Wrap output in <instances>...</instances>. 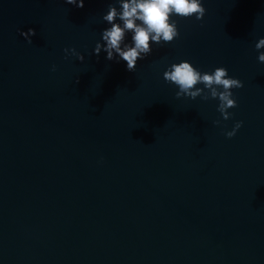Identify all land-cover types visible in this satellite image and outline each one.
Wrapping results in <instances>:
<instances>
[{"label":"water","instance_id":"obj_1","mask_svg":"<svg viewBox=\"0 0 264 264\" xmlns=\"http://www.w3.org/2000/svg\"><path fill=\"white\" fill-rule=\"evenodd\" d=\"M201 2L130 72L93 54L117 0H0V264H264V0ZM181 61L243 83L230 119Z\"/></svg>","mask_w":264,"mask_h":264},{"label":"clouds","instance_id":"obj_2","mask_svg":"<svg viewBox=\"0 0 264 264\" xmlns=\"http://www.w3.org/2000/svg\"><path fill=\"white\" fill-rule=\"evenodd\" d=\"M117 2L120 6L119 10L109 4L106 14L102 16V20L110 27L102 30L101 39L104 43L102 45L97 42L93 54L99 56L103 50L107 60L125 61L130 72L135 71L138 60L152 53V44L171 43L179 36L174 16L180 18L195 16L197 20H201L206 11L201 0H117ZM64 3L77 8L84 6V0H64ZM117 20L120 23H117ZM128 33H131L130 43L125 42ZM20 35L31 44V37L35 36L36 32L35 29L29 28L26 32L21 31ZM262 48H264V38H260L255 44L256 50ZM64 51L80 61L84 60L74 48ZM257 59L264 63V51L258 52ZM52 70L55 71V66ZM163 79L176 85L177 98L183 96L195 99L199 96L204 100L217 99L219 101L217 111L225 121L232 116L228 109L237 107L232 89L243 87V83L239 79L230 77L224 67H216L210 73H202L187 61L169 65L163 72ZM76 82L78 83V80ZM214 123L219 125L220 121ZM241 126L242 121H237L231 131L224 133L225 136L233 137Z\"/></svg>","mask_w":264,"mask_h":264}]
</instances>
